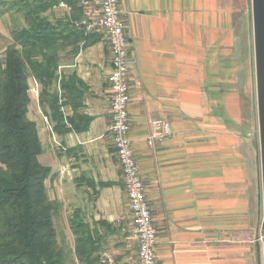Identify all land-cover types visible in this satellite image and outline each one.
Returning a JSON list of instances; mask_svg holds the SVG:
<instances>
[{
  "label": "crops",
  "instance_id": "crops-1",
  "mask_svg": "<svg viewBox=\"0 0 264 264\" xmlns=\"http://www.w3.org/2000/svg\"><path fill=\"white\" fill-rule=\"evenodd\" d=\"M247 4L118 0L131 60L129 137L157 230L156 264H256L263 252L255 245V233L264 234L252 55L246 38L245 47L238 39L248 29ZM66 12L57 8L55 16ZM87 35L96 42L80 45L63 65L70 92L63 96L57 85L62 122L35 98L28 117L43 147L39 161L51 169L48 196L61 203L70 236V220H81L100 256L136 264L132 213L109 130V40ZM70 120L87 128L74 129ZM155 120L172 131L151 147Z\"/></svg>",
  "mask_w": 264,
  "mask_h": 264
},
{
  "label": "trees",
  "instance_id": "trees-1",
  "mask_svg": "<svg viewBox=\"0 0 264 264\" xmlns=\"http://www.w3.org/2000/svg\"><path fill=\"white\" fill-rule=\"evenodd\" d=\"M60 3L70 12L55 16ZM0 4H5L0 0ZM77 0H15L9 11L20 15L11 30L12 44L0 54V264H102L100 244L81 220L71 219L74 257L69 263L57 237L55 217L62 205L51 200L46 180L51 169L39 161L43 147L32 106L31 80L41 88L39 103L62 122L59 91L67 95L71 77L59 80L58 68L68 65L80 45L95 43L75 22L82 16ZM67 97V96H66ZM74 129L79 128L73 120Z\"/></svg>",
  "mask_w": 264,
  "mask_h": 264
},
{
  "label": "built area",
  "instance_id": "built-area-1",
  "mask_svg": "<svg viewBox=\"0 0 264 264\" xmlns=\"http://www.w3.org/2000/svg\"><path fill=\"white\" fill-rule=\"evenodd\" d=\"M82 10V16L75 22L78 28L86 34L99 33L109 40L112 57V70L109 74L108 102L111 111V125L109 130L113 137L116 155L121 166L124 186L132 213V238L137 243L136 264H156L157 230L152 223L150 207L145 194V187L132 141L129 137L130 118V84L129 69L131 65L129 41L126 25L119 9L118 0H77ZM57 8L70 12L65 3H60ZM65 67L58 68L59 80ZM40 85L33 80L31 95L39 100ZM48 123V117L43 116ZM152 132L148 143L154 147L171 134V127L163 120H155L151 126ZM264 237L261 239L263 241ZM102 264H116L114 257L104 253L101 257Z\"/></svg>",
  "mask_w": 264,
  "mask_h": 264
},
{
  "label": "rangeland",
  "instance_id": "rangeland-1",
  "mask_svg": "<svg viewBox=\"0 0 264 264\" xmlns=\"http://www.w3.org/2000/svg\"><path fill=\"white\" fill-rule=\"evenodd\" d=\"M5 4H0V54H3L6 48L12 44L13 40L11 37V30L15 26H21L23 25L22 20L23 18L18 14L12 12L11 10L7 8L9 6V3L15 1V0H4ZM248 15L244 19L246 20V24L248 26V29L246 30V34L244 33V26L241 28L240 37L238 38L240 40V43L242 41L243 46L245 47V38L247 43L249 44L251 55H252V69H253V84H252V98H253V104H254V114H255V131H254V137L256 138L257 145L259 146V132H258V118H257V99H256V81H255V64H254V45H253V25H252V6H251V0H248ZM242 33V34H241ZM248 38V39H247ZM41 89V88H40ZM32 96V95H31ZM257 146V147H258ZM259 149V147H258ZM259 170H260V153H259ZM261 171V170H260ZM261 173V172H260ZM259 173V174H260ZM260 182H261V174H260ZM260 192H261V185H260ZM262 196V192H261ZM262 201V198H261ZM262 208V214H263V205ZM261 214V215H262ZM263 215L261 216V222H260V228L262 224ZM55 226L57 230V237L60 242V245L63 247V249L66 252L67 258L69 263L72 261H76L74 257V238L71 237V233L68 230V226L65 224V222L61 223L60 217H55ZM258 231L255 233V245H258L260 249H262V234ZM258 257L256 258L257 263L256 264H263V252L259 251ZM102 257V256H101Z\"/></svg>",
  "mask_w": 264,
  "mask_h": 264
},
{
  "label": "water",
  "instance_id": "water-1",
  "mask_svg": "<svg viewBox=\"0 0 264 264\" xmlns=\"http://www.w3.org/2000/svg\"><path fill=\"white\" fill-rule=\"evenodd\" d=\"M264 234V0H251ZM262 242L264 264V239Z\"/></svg>",
  "mask_w": 264,
  "mask_h": 264
}]
</instances>
